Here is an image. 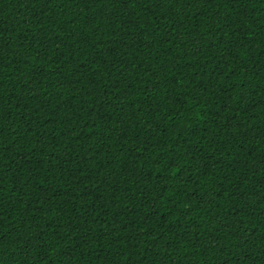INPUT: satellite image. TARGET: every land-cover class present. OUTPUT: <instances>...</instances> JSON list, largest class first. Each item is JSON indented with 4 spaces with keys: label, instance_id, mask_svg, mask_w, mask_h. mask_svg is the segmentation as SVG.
<instances>
[{
    "label": "trees",
    "instance_id": "1",
    "mask_svg": "<svg viewBox=\"0 0 264 264\" xmlns=\"http://www.w3.org/2000/svg\"><path fill=\"white\" fill-rule=\"evenodd\" d=\"M0 264H264V0H0Z\"/></svg>",
    "mask_w": 264,
    "mask_h": 264
}]
</instances>
